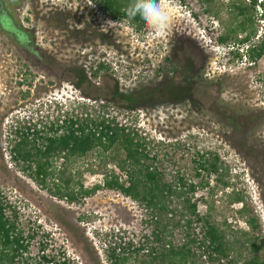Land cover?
Returning <instances> with one entry per match:
<instances>
[{
    "label": "rangeland",
    "instance_id": "rangeland-1",
    "mask_svg": "<svg viewBox=\"0 0 264 264\" xmlns=\"http://www.w3.org/2000/svg\"><path fill=\"white\" fill-rule=\"evenodd\" d=\"M13 6L22 25L36 26L37 40L60 54L57 72L28 75L33 81L26 86V65L20 57L4 61L8 55L0 45V195L27 246L15 264H48L44 256L68 264H108L113 247L152 244L156 224L138 201L108 188L76 201L61 198L50 190L61 182L58 177L48 178L50 189L43 187L28 162L16 158L18 131L33 139L35 131L43 134L85 112L116 116L137 132L169 175L180 172L208 183L196 193L201 212L235 229H248L246 217H253L264 239V55L255 62L236 56V48L245 54L247 46L217 42L218 16L196 18L188 0H164L172 17L164 34L147 29L135 36L134 25L112 18L93 0H15ZM37 13L43 18L32 20ZM53 18L68 27L49 26ZM138 36L143 41H136ZM257 38L254 43L264 38L263 25ZM99 61L110 70L95 77L91 65ZM206 158L220 171L200 170ZM63 162L57 159L56 172ZM67 167L74 175L82 170L86 187L103 183L105 166L96 152ZM173 235L181 241L178 229Z\"/></svg>",
    "mask_w": 264,
    "mask_h": 264
},
{
    "label": "trees",
    "instance_id": "trees-1",
    "mask_svg": "<svg viewBox=\"0 0 264 264\" xmlns=\"http://www.w3.org/2000/svg\"><path fill=\"white\" fill-rule=\"evenodd\" d=\"M93 1L112 18L126 19L137 30L149 29L139 17L133 20L127 17L126 9L132 0ZM188 1L196 18L212 14L218 16L221 30L216 36L217 42L238 41L235 43L239 46H247L245 54H240V48H236V56H245L249 62H255L264 55V38L259 43L253 42L260 38L256 39L260 27L264 26V0ZM7 19L20 40L27 36L18 18L8 16ZM50 22L54 28L68 27L58 20ZM91 68L95 77L104 70H110L103 61L96 62ZM166 68L175 70L174 65ZM108 91L117 97L112 88L109 87ZM99 106L105 108L107 105L99 103ZM258 124L259 120L254 121L252 128L255 130ZM18 132L21 138L13 148L16 158L28 162L33 179L43 187L49 188V177H58L61 182L56 183V189H49L59 197L76 201L93 195L101 188H108L122 192L150 210L156 224L151 246L138 249L113 247L106 254L108 264H202V260H205L203 264H264V239L256 219L246 217L248 229H235L201 212L196 193L199 185L208 183L203 179L190 181L180 172L169 175L166 169L156 164L157 157L150 155L137 132L122 124L116 116L106 112L76 113L55 127L53 124L43 134L35 131L33 139L24 130ZM91 152L102 157L105 166L103 183L86 187L81 179L82 170H76L74 175L67 165ZM60 158H64V165L56 172L55 162ZM109 161L113 164L110 169L107 168ZM199 168L209 173L220 171L217 162L208 158L200 162ZM197 175L200 176L201 171ZM6 208L0 195V264H15L27 246L23 243L22 231L7 215ZM245 209L243 206L241 212ZM177 229L182 234L180 242L174 240L173 234ZM44 259L48 264H68L66 259L45 256Z\"/></svg>",
    "mask_w": 264,
    "mask_h": 264
},
{
    "label": "flooded vegetation",
    "instance_id": "flooded-vegetation-1",
    "mask_svg": "<svg viewBox=\"0 0 264 264\" xmlns=\"http://www.w3.org/2000/svg\"><path fill=\"white\" fill-rule=\"evenodd\" d=\"M13 2H15V0H0V34H2L0 45L5 47L6 54L8 55L7 59H3L4 61H9L8 59L14 56L17 61L20 57L22 62H24V65H26L24 69L26 77L22 79V84L29 86V83L33 80H30L28 75H30V77L31 75L36 77V73L43 70L47 73L57 72L60 54L55 53L57 51L55 46L53 47V51H51L37 40L36 26L23 25L22 29L25 30L27 36L22 40L19 39L17 34L11 30L7 19L8 16H13L14 19H17ZM26 18L30 19V17ZM41 18L43 17L37 13L32 20L39 21ZM50 20L53 21L54 18ZM48 25L52 26L50 23H48ZM54 45H56L55 42ZM13 47H15V50Z\"/></svg>",
    "mask_w": 264,
    "mask_h": 264
},
{
    "label": "clouds",
    "instance_id": "clouds-1",
    "mask_svg": "<svg viewBox=\"0 0 264 264\" xmlns=\"http://www.w3.org/2000/svg\"><path fill=\"white\" fill-rule=\"evenodd\" d=\"M129 20L139 17L155 34H164L171 22V15L164 7V0H132L126 9ZM106 24L113 23L106 21Z\"/></svg>",
    "mask_w": 264,
    "mask_h": 264
},
{
    "label": "built area",
    "instance_id": "built-area-1",
    "mask_svg": "<svg viewBox=\"0 0 264 264\" xmlns=\"http://www.w3.org/2000/svg\"><path fill=\"white\" fill-rule=\"evenodd\" d=\"M131 26V28H132V30H134L135 29V27L134 26H132V25H130ZM136 30V34H134V36L135 35H139V32L137 31V29H135ZM141 36V35H140ZM144 36H146V37H148L149 36V33L148 34H145ZM135 40L136 41H143V39L142 40H140V38H139V36L138 37H136L135 38ZM216 61H213V67L214 68H217V65H216V63H215Z\"/></svg>",
    "mask_w": 264,
    "mask_h": 264
}]
</instances>
